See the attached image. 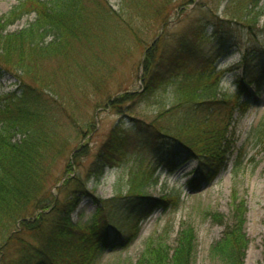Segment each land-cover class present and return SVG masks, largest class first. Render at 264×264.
I'll use <instances>...</instances> for the list:
<instances>
[{
    "label": "trees",
    "instance_id": "obj_1",
    "mask_svg": "<svg viewBox=\"0 0 264 264\" xmlns=\"http://www.w3.org/2000/svg\"><path fill=\"white\" fill-rule=\"evenodd\" d=\"M109 1L19 0L0 20V75L18 80L16 92L0 95V264H95L103 253L133 243L139 225L156 210L175 205L173 197L157 200L146 194L157 184V173L171 175L194 161L197 175L189 185L197 189L226 167L228 132L251 106L242 99L241 84L253 81L255 69L263 67L255 66L257 51L245 50L234 69L244 71L238 91L222 92L223 80L234 72L217 67L234 47L227 37L229 28L216 16L227 0H119L116 11ZM228 1L225 9L232 2ZM30 15L34 19L26 27L6 32ZM178 24L181 32L172 33ZM136 53L140 58L133 69L135 75L142 69V91L123 94L119 107L112 104L116 109L126 105L122 115L131 126H115L90 162L95 151L89 145L76 147L64 174L75 166L83 176L73 173L55 188L60 180L53 179L54 171L67 156L68 143L62 132L52 129L56 114L64 113L76 127L75 141L90 134L92 127L89 122L81 129L73 114L58 105L72 97L60 94L59 81L68 85L73 80L77 87L82 80L87 94L99 95ZM107 55L118 68L107 64ZM160 91L168 92V102L155 116L140 117L131 111L151 103ZM260 135L264 137V122ZM126 159H134V165L125 196L94 199L93 215L72 223L80 199L91 198L86 184L98 183L106 169ZM245 215L246 208L236 205L232 224L210 249L224 264H243L248 244ZM168 251L161 236L151 239L135 264H192L193 229L183 228L170 257Z\"/></svg>",
    "mask_w": 264,
    "mask_h": 264
},
{
    "label": "rangeland",
    "instance_id": "obj_2",
    "mask_svg": "<svg viewBox=\"0 0 264 264\" xmlns=\"http://www.w3.org/2000/svg\"><path fill=\"white\" fill-rule=\"evenodd\" d=\"M200 1L196 0V3ZM227 1L218 8L216 16L225 23L223 25L225 28H229L227 37L234 47L227 57L217 62L218 69L232 68L234 70L247 49L258 52L255 66L262 64L263 67L255 69L253 81L246 86L241 84L245 89L242 99L250 101L251 106L228 132L226 167L209 183L203 182L197 189L189 185V182L197 175V165L194 161L188 162L171 175L157 173V184L150 186L146 194L157 200L173 197L175 205L170 206L166 211L156 210L139 225V232L133 243L124 250L103 253L95 264H135L143 254L149 240H155L159 236L164 239L170 257L176 248L180 232L187 226L193 229L196 238V254L192 264H224L211 255L210 249L232 224L234 207L241 204L246 208L243 233L248 242L243 264H264V137L260 135L264 122V0H232L225 9ZM18 2L19 0H0V20ZM109 6L116 11L119 0L109 1ZM192 7L189 6L188 9ZM176 17L172 19V22L176 21ZM238 17L245 21H239ZM33 19V15L25 16L9 26L6 32H17ZM247 24H249L248 28ZM211 31L212 28L208 27L207 37L209 38ZM180 32V24L172 27V33ZM105 58L109 61L107 64L118 68L111 55ZM139 58L140 54L136 53L126 65H121L117 74L113 76L109 84L104 85L99 95L90 91L87 94L82 80L77 82V87L73 85V80L68 85L59 81L60 94L66 96V93H69L72 97H68L70 101L65 99L60 102L63 106L58 105L66 109L67 113L73 114L72 118L81 129H84V126L87 127L89 122L92 123V127L87 131L91 132L90 134L85 133L81 141H75V132H78L76 127H72L69 120L64 118V113L56 114L57 123L52 129L54 132H62L65 138H68V143L65 142L67 156L59 161L54 171L53 179L60 180L54 186L55 188L59 187L64 179L71 178L73 173L83 176V171L76 169L75 166L64 174L65 165L67 161L71 162L76 147L89 145L95 151L87 159V162H90L94 159L97 146L115 126L119 124L124 125L125 128L131 126L128 119L122 115L126 105L116 109L112 104L116 102V106L119 107L117 100L123 94L131 95L142 91V69L139 67L136 75L133 69ZM51 67L56 71L55 63L51 64ZM243 75L244 71L241 67L227 75L221 84L222 92L236 93ZM17 82L15 76L1 74L0 95L16 92ZM74 89H78L77 97L73 95ZM167 97V91H160L158 97L151 103L137 105L131 111L140 117L152 118L158 108L167 104ZM133 160L126 159L118 167L106 169L98 183L91 180L86 184L91 198L80 199L71 215L72 223L85 222L93 215L96 209L94 199L108 200L125 196L130 168L134 165ZM83 163L85 166L88 164L85 161ZM53 194L55 196L54 191ZM213 215H217L220 221H217Z\"/></svg>",
    "mask_w": 264,
    "mask_h": 264
}]
</instances>
